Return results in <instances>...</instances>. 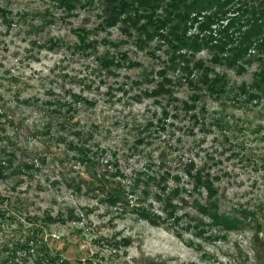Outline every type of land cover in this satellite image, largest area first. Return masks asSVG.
Instances as JSON below:
<instances>
[{
    "label": "rangeland",
    "instance_id": "obj_1",
    "mask_svg": "<svg viewBox=\"0 0 264 264\" xmlns=\"http://www.w3.org/2000/svg\"><path fill=\"white\" fill-rule=\"evenodd\" d=\"M106 1L0 0V264H264V47Z\"/></svg>",
    "mask_w": 264,
    "mask_h": 264
},
{
    "label": "trees",
    "instance_id": "obj_2",
    "mask_svg": "<svg viewBox=\"0 0 264 264\" xmlns=\"http://www.w3.org/2000/svg\"><path fill=\"white\" fill-rule=\"evenodd\" d=\"M248 1L251 0H107L106 3L115 7L113 16L118 19L125 18L128 12L143 11L150 26L144 24L137 30L146 31L148 37L158 34L168 38L171 47L178 51L195 52L205 45L221 54L232 53V60L236 62L255 42L258 48L264 47V0H253L250 6ZM256 4L262 9L256 10L252 6ZM232 12L238 15L229 19ZM220 21L227 25L215 36L212 26L219 25ZM235 30H239V38H235ZM189 31L197 33L190 35Z\"/></svg>",
    "mask_w": 264,
    "mask_h": 264
}]
</instances>
